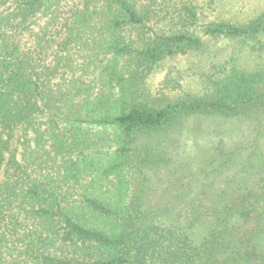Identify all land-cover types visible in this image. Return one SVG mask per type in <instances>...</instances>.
I'll return each mask as SVG.
<instances>
[{"label": "rangeland", "instance_id": "obj_1", "mask_svg": "<svg viewBox=\"0 0 264 264\" xmlns=\"http://www.w3.org/2000/svg\"><path fill=\"white\" fill-rule=\"evenodd\" d=\"M181 2L199 7V24L219 20L244 24L264 11V0L174 4ZM110 19L103 0H48L24 34L23 47L35 55L41 51L40 59L47 56L57 73L45 83L50 95L42 113L18 123L8 138L3 136L0 264H37L34 256L42 247L37 234L41 223L31 214L28 200L21 198L18 188L14 197L5 193L11 158L23 166L24 181L60 187L63 205L77 209L88 221L96 218L81 206L84 193L120 204L136 192L144 218L191 224L197 240L208 227L204 208L213 195L227 188H255L264 177V110L231 117L183 116L162 130L136 136L139 160L145 165L139 172H124L122 181L120 172L101 174L116 157L121 138L117 127L88 121L105 102L114 108L119 96L120 87L110 82V75L117 60L120 70L123 58L110 47ZM124 36L129 40L135 33L126 31ZM232 67L264 75V33L234 39L203 37L199 51L162 59L144 78L143 87L154 99L201 96L209 90L207 76H219ZM71 161L77 162L74 177L68 171ZM103 221L108 228L115 226L114 220Z\"/></svg>", "mask_w": 264, "mask_h": 264}, {"label": "trees", "instance_id": "obj_2", "mask_svg": "<svg viewBox=\"0 0 264 264\" xmlns=\"http://www.w3.org/2000/svg\"><path fill=\"white\" fill-rule=\"evenodd\" d=\"M47 1L0 0V165L3 136L8 138L18 123L42 113L50 95L45 83L57 73L47 56L40 59L41 51L35 55L23 47L24 34ZM103 2L111 12L110 47L123 58L120 70L117 60L110 75V82L120 87L115 107L105 102L88 120L115 126L121 133L116 157L101 168L103 176L120 172L122 181L124 172H139L145 166L139 160L138 134L162 130L192 114L231 117L264 110V75L235 67L207 76L209 90L201 96L154 99L143 87L144 78L162 59L199 51L203 37L234 39L264 33V11L244 24L222 20L199 24V7L191 3ZM126 31H134L135 37L126 40ZM9 165L14 173L6 170L5 193L14 197L18 188L41 223L37 264H264V177L255 188H227L212 194L204 208L208 227L197 240L191 224L144 218L136 192L120 204L84 193L81 206L96 218L88 221L77 209L63 205L60 187L24 181L23 166L14 158ZM76 166V161L69 162L73 177ZM105 219L115 221L113 229L103 224Z\"/></svg>", "mask_w": 264, "mask_h": 264}]
</instances>
